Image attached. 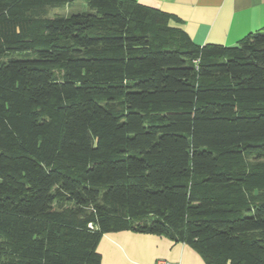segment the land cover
Masks as SVG:
<instances>
[{
	"label": "trees",
	"instance_id": "1",
	"mask_svg": "<svg viewBox=\"0 0 264 264\" xmlns=\"http://www.w3.org/2000/svg\"><path fill=\"white\" fill-rule=\"evenodd\" d=\"M0 0V264H101L105 234L264 264V28L195 45L133 0Z\"/></svg>",
	"mask_w": 264,
	"mask_h": 264
},
{
	"label": "crops",
	"instance_id": "2",
	"mask_svg": "<svg viewBox=\"0 0 264 264\" xmlns=\"http://www.w3.org/2000/svg\"><path fill=\"white\" fill-rule=\"evenodd\" d=\"M173 15L172 24L198 46H234L246 35L264 28V0H133ZM101 264H205L200 255L183 243L164 236L130 231L105 234L97 248Z\"/></svg>",
	"mask_w": 264,
	"mask_h": 264
},
{
	"label": "rangeland",
	"instance_id": "3",
	"mask_svg": "<svg viewBox=\"0 0 264 264\" xmlns=\"http://www.w3.org/2000/svg\"><path fill=\"white\" fill-rule=\"evenodd\" d=\"M44 10H45V15L51 18L54 15H61L67 17L71 14L86 12L88 11V8L84 1L77 0L74 1L73 3L66 4L61 7H46Z\"/></svg>",
	"mask_w": 264,
	"mask_h": 264
},
{
	"label": "built area",
	"instance_id": "4",
	"mask_svg": "<svg viewBox=\"0 0 264 264\" xmlns=\"http://www.w3.org/2000/svg\"><path fill=\"white\" fill-rule=\"evenodd\" d=\"M155 264H168V263L164 260H157Z\"/></svg>",
	"mask_w": 264,
	"mask_h": 264
}]
</instances>
